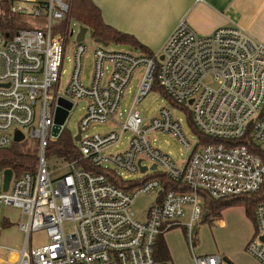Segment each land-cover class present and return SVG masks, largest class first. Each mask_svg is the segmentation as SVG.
Instances as JSON below:
<instances>
[{"label": "built area", "instance_id": "built-area-1", "mask_svg": "<svg viewBox=\"0 0 264 264\" xmlns=\"http://www.w3.org/2000/svg\"><path fill=\"white\" fill-rule=\"evenodd\" d=\"M20 2L32 4V15L44 21L12 34L0 31V149L11 146L19 129L39 140L40 151L36 168L14 173L8 191L0 168V209L5 204L20 208L17 225L26 233L23 248L0 246V264H175L155 257L158 239L167 231L184 227L194 250L193 231L203 222L209 199L262 194L263 42L238 25L202 35L183 18L160 53L112 51L95 40L94 69L86 86L87 45L77 40L71 77L61 92L66 43L74 33L67 20L70 5L66 0ZM12 11L27 14L21 4ZM62 22L68 23L66 36L54 31ZM138 70L133 104L119 122L124 94ZM155 85L175 106L189 110L199 140L188 138L167 106L145 122L137 105ZM61 98L72 107L61 105ZM81 100L87 107L79 128V159L62 158L63 166L52 171L47 149L57 138L52 135L57 110L68 111L61 134ZM95 122H112L121 133L84 136ZM124 133H130L127 148L107 152ZM151 133L172 135L186 151L185 159L177 162L155 146ZM148 193L156 200L140 219L133 205ZM187 213L189 221L183 224ZM255 225L247 249L264 264V200L256 206ZM39 229L46 230L48 241L34 248L32 232ZM194 261L224 262L217 253L195 254Z\"/></svg>", "mask_w": 264, "mask_h": 264}, {"label": "rangeland", "instance_id": "rangeland-1", "mask_svg": "<svg viewBox=\"0 0 264 264\" xmlns=\"http://www.w3.org/2000/svg\"><path fill=\"white\" fill-rule=\"evenodd\" d=\"M21 4L27 14H18V27L26 28L34 25H39L44 21L42 17H35L32 15V4L20 2L18 0L15 5ZM82 25L78 20L71 18L69 27L74 30L70 34L66 43L65 56L62 67L60 91L63 92L68 83L73 69V46L77 41L78 35L81 31ZM68 28L67 22H62L55 25L54 31L66 36ZM87 45V52L83 57L82 80L86 86L91 84V76L94 69L93 48L95 47V38L89 29L84 39ZM128 45L111 41L108 49L112 51L128 50ZM141 74L138 70L133 80L130 82L121 103V115L119 122H123L128 110L134 101L137 93ZM169 107L174 114L179 118L183 124L184 130L188 138L195 142L199 140V134L192 126L190 114L188 109L175 106L171 100L164 94L158 85L149 92L147 96L137 105V109L141 111L145 122L150 121L157 115L160 107ZM87 102L85 100L79 101L74 107L70 117L66 122L67 131L73 138L79 132L80 123L86 113ZM111 131L121 133V128L112 122L107 123H92L90 127L84 132V136L94 135L97 133L107 134ZM26 138L21 141V147L25 153L38 157L40 151L39 140L32 136L29 130L25 131ZM130 133L122 134L121 138L117 140L107 152L118 153L125 150L128 146ZM151 137H155V146L160 148L163 152L171 155L174 160L181 162L186 157V151L177 139L170 134L151 133ZM78 145V142H77ZM64 160L55 155H48V163L52 171L57 170L63 166ZM146 164H149L145 161ZM37 165V162H36ZM36 168V166H35ZM59 173V172H57ZM156 200V194L148 193L141 194L136 199L133 205V210L140 219L145 218V212L148 206ZM22 210L12 205H2L0 209V246H11L15 249H21L25 245L26 233L22 231L17 223L22 217ZM189 214L181 218L183 224L188 223ZM221 219L224 221L221 223ZM25 222L29 221V217H23ZM195 237L194 250L189 242L188 234L184 227L174 228L165 233L164 237L168 243L171 252V260L175 264H195L194 255H205L217 253L223 258V264H262L255 256H253L247 249L251 239L256 235V225L251 214L247 212L246 206L243 203H238L227 207L223 210L220 218H215L212 215L201 222L193 231ZM48 241L47 232L44 229L35 230L32 232L31 244L34 248H38Z\"/></svg>", "mask_w": 264, "mask_h": 264}, {"label": "crops", "instance_id": "crops-1", "mask_svg": "<svg viewBox=\"0 0 264 264\" xmlns=\"http://www.w3.org/2000/svg\"><path fill=\"white\" fill-rule=\"evenodd\" d=\"M93 1L107 24L134 36L151 53L161 52L183 18L202 35L211 34L221 26L238 25L264 43V0ZM126 45L128 50L147 54L137 46Z\"/></svg>", "mask_w": 264, "mask_h": 264}, {"label": "trees", "instance_id": "trees-1", "mask_svg": "<svg viewBox=\"0 0 264 264\" xmlns=\"http://www.w3.org/2000/svg\"><path fill=\"white\" fill-rule=\"evenodd\" d=\"M66 1L70 5L67 20L71 18L78 20L82 25L91 30L95 39H103L109 43L115 41L121 44H130L139 47V49L147 54H153L149 49L143 47L134 36L124 33L107 24L103 18L101 9L93 0ZM14 4L15 0H3L0 3V31L2 32L12 34L19 29L18 14L20 13L12 11ZM197 133L199 134L198 131ZM20 144L21 143L19 142H13L11 146L0 149V168H11L16 176H19L28 170H34L38 160V157L25 153ZM47 155H55L59 158L69 160L79 159L80 152L77 142L72 135L67 130H64L56 139L50 141ZM164 186L168 188L170 187V184L166 181ZM263 193L264 191L262 194L242 195L218 200L209 199L206 207L207 213L204 220L211 215L215 218H220L225 208L238 203H243L246 206L247 212L252 215L255 222V209L257 204L264 200ZM155 257L161 260H170V250L164 236H161L158 239Z\"/></svg>", "mask_w": 264, "mask_h": 264}, {"label": "water", "instance_id": "water-1", "mask_svg": "<svg viewBox=\"0 0 264 264\" xmlns=\"http://www.w3.org/2000/svg\"><path fill=\"white\" fill-rule=\"evenodd\" d=\"M86 32H87V27L82 26L77 40L83 41L85 39ZM95 40H96V42L101 43L104 46H109V42H106L103 39H95ZM190 103H192V100L190 101ZM60 104L67 107L68 109H70L72 107V103L63 99V98L60 99ZM67 115H68L67 109H64L61 107L58 108L57 113H56V118H55L56 124L53 127V132H52V135L54 137H58L60 135L61 126H62V124H64V122L67 118ZM24 139H25V134L21 130L16 129L14 132V142H21V141H24ZM74 140L76 142H79L81 140V130L80 129H79L78 134L74 138ZM13 174H14L13 169H11V168L5 169V171H4V185H3V188L5 191L9 190Z\"/></svg>", "mask_w": 264, "mask_h": 264}]
</instances>
